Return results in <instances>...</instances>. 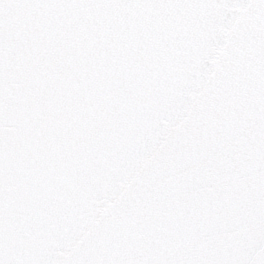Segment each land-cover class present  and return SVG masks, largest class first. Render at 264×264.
I'll list each match as a JSON object with an SVG mask.
<instances>
[{
  "label": "snow or ice",
  "instance_id": "1",
  "mask_svg": "<svg viewBox=\"0 0 264 264\" xmlns=\"http://www.w3.org/2000/svg\"><path fill=\"white\" fill-rule=\"evenodd\" d=\"M0 264H264V0H0Z\"/></svg>",
  "mask_w": 264,
  "mask_h": 264
}]
</instances>
